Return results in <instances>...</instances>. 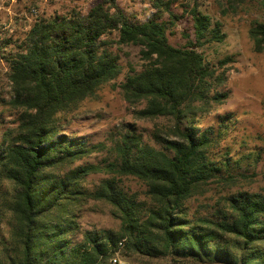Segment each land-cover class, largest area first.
Masks as SVG:
<instances>
[{
	"label": "trees",
	"instance_id": "1",
	"mask_svg": "<svg viewBox=\"0 0 264 264\" xmlns=\"http://www.w3.org/2000/svg\"><path fill=\"white\" fill-rule=\"evenodd\" d=\"M151 2L156 11L141 23L132 22L115 0H100L85 15L39 18L7 57L9 103L19 125L0 141V223L7 216L9 227L8 239L0 240V253L5 252L0 264H112L121 240L131 254L169 257L171 264H264V196L230 195L215 218L189 216L186 207L211 182L228 186L243 175L234 173L228 153L220 161L212 154L231 115L219 118L218 130L195 125L198 114L227 98L218 91L225 72L198 51L223 39L220 25L194 8L193 40L175 48L160 21L162 12L175 20L173 1ZM113 33L116 38H109ZM249 35L254 50L263 51L264 21L253 23ZM114 44L140 48L141 69H131L120 86L128 104L143 105L135 117L169 123L151 135L161 149L134 132L122 135L110 164V173L144 185L143 199L115 177L91 193L81 181L92 167L65 169L86 149L63 133L60 114L121 74L119 57L109 50ZM261 150L248 156L260 158ZM88 198L112 207L118 231L84 232L75 239L80 230L75 207Z\"/></svg>",
	"mask_w": 264,
	"mask_h": 264
},
{
	"label": "rangeland",
	"instance_id": "2",
	"mask_svg": "<svg viewBox=\"0 0 264 264\" xmlns=\"http://www.w3.org/2000/svg\"><path fill=\"white\" fill-rule=\"evenodd\" d=\"M99 1L0 0V141L5 135L14 133L19 125L18 112L9 103L11 90L7 57L18 50L35 20L73 11L85 15ZM172 1L170 10L176 16L175 20L167 12L160 15L171 46L183 48L188 39L193 40L191 11L194 8L208 16L212 24L219 23L220 34L223 35L220 42L204 43L198 51L210 66L218 72H225V81L218 91L227 93V98L222 104L211 107L207 113L198 114L195 125L200 131L210 127L218 130L221 128L219 118L231 115L221 128L222 138L212 154L220 161L228 153L231 165L236 168L234 173L243 175L237 176L228 186L211 182L186 203L189 216L215 218V212L224 207L225 199L230 195L245 192L264 196V151L261 150L264 147V50L256 52L249 35L253 23L264 21V0ZM115 3L134 23L144 22L156 11L151 0H115ZM109 38H116V34ZM109 50L118 55L121 74L103 84L93 96L84 99L75 108L60 114L63 133L86 149V153L72 164H67L65 169L92 167L93 170L81 181L84 189L91 193L99 188L104 179L115 177L121 180L125 191L143 199L144 185L133 177H119L110 173V164L117 160V145L122 135L134 132L144 142L161 149L151 135L156 127L164 128L169 123L164 119H137L134 111L143 105H130L123 98L120 86L125 76L131 69H141L140 48L114 44ZM227 57L231 60L223 66L219 65ZM259 150L260 158L248 156ZM111 209L107 202L93 198L77 204L76 221L80 230L75 239L80 241L84 232L118 231L120 223L111 215ZM7 221L8 217L5 216L0 223V240L9 237ZM118 254L121 264H171L169 257L149 260L145 256L127 252L124 247ZM4 255L5 252L0 253L1 261Z\"/></svg>",
	"mask_w": 264,
	"mask_h": 264
},
{
	"label": "built area",
	"instance_id": "3",
	"mask_svg": "<svg viewBox=\"0 0 264 264\" xmlns=\"http://www.w3.org/2000/svg\"><path fill=\"white\" fill-rule=\"evenodd\" d=\"M124 247V240H121L117 243V248H116V251L114 252V255L111 259V263L112 264H121V262L118 260V253L119 251H121V249H123Z\"/></svg>",
	"mask_w": 264,
	"mask_h": 264
}]
</instances>
